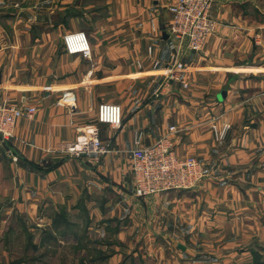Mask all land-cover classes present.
Returning <instances> with one entry per match:
<instances>
[{
	"label": "crops",
	"instance_id": "crops-1",
	"mask_svg": "<svg viewBox=\"0 0 264 264\" xmlns=\"http://www.w3.org/2000/svg\"><path fill=\"white\" fill-rule=\"evenodd\" d=\"M173 1L23 0L7 10L13 0H0L14 33L0 34V97H24L35 110L17 120L13 139H0V237L17 210L65 207L112 240L100 248L105 264H200L205 255L254 264V253L264 255V0H214V30L197 53L166 34ZM77 31L88 58L63 50L62 37ZM175 59L186 66L178 81L166 79ZM101 103L119 105L123 118L118 131L97 125L108 153L64 159ZM212 116L230 125L223 142L212 140ZM138 133L145 147L169 137L207 177L191 189L132 196Z\"/></svg>",
	"mask_w": 264,
	"mask_h": 264
},
{
	"label": "built area",
	"instance_id": "built-area-1",
	"mask_svg": "<svg viewBox=\"0 0 264 264\" xmlns=\"http://www.w3.org/2000/svg\"><path fill=\"white\" fill-rule=\"evenodd\" d=\"M214 0H176L167 7L169 22L166 33L169 38L182 44L188 51L197 53L202 50L207 38L214 30V20L210 16ZM65 50L68 54L90 56V45L82 32L68 34L64 38ZM151 48L147 53L151 54ZM140 68V63H137ZM155 66L157 63L154 64ZM185 64L175 59L167 67L166 79L178 81L183 74ZM187 87V83H184ZM20 100L19 104H8L0 99V138L8 140L14 136L17 120L31 119L34 108L26 106ZM97 122L113 129L122 126L121 107L112 103H101L97 108ZM211 133L214 141L223 142L230 130L226 121L219 117L211 119ZM174 131V127L170 128ZM77 142L69 146L67 151L75 156L84 153H106L107 148L99 139L98 128L86 126L79 130ZM142 134H135L131 151V173L134 182L133 194L136 197H146L176 189H191L200 184L207 174L202 164L193 156L180 157L174 151L173 143L167 136L160 137L150 146L141 143Z\"/></svg>",
	"mask_w": 264,
	"mask_h": 264
},
{
	"label": "rangeland",
	"instance_id": "rangeland-1",
	"mask_svg": "<svg viewBox=\"0 0 264 264\" xmlns=\"http://www.w3.org/2000/svg\"><path fill=\"white\" fill-rule=\"evenodd\" d=\"M21 1H23V0H13V3L10 4L11 7L7 6V10H11V9L13 10V8L16 10V8H20L18 6L15 8L14 4L18 3L19 6H21L22 5ZM102 1L103 0H99V2H102ZM175 1L176 0H174L172 2V4ZM38 4L40 5V3H38ZM172 4H170V5H172ZM6 5H9V3H6L5 6ZM4 10H5V12L7 11L6 9H4ZM14 13H16V12H14ZM210 16H211V12H210ZM11 17H12V15H9V14L0 15V24H1L0 26H1V28H3V30H0V34H2V38H5V39L9 38L10 39L11 35L14 34V33H12V31H9L8 25L6 24L7 21H10ZM211 18H212V16H211ZM169 19H170V17L168 18L167 23L169 22ZM212 20H213V18H212ZM214 24H215V22H214ZM77 32H80V31H77ZM71 33H74V32H71ZM68 34H70V33H68ZM68 34H66L62 37L63 50L65 51L66 54H68V53L65 50L64 38ZM0 38H1V36H0ZM69 55H75V54H69ZM78 55L82 56L81 54H78ZM176 60H178V59H176ZM179 62H181V61H179ZM172 64H173V62H172ZM172 64H170L169 66H171ZM169 66H167V67H169ZM184 70L185 71L183 72V74L186 73V67H184ZM183 74L180 77H182ZM184 83L185 82L182 83L183 88H185ZM187 86H188V84H187ZM0 99H2V97H0ZM20 99L22 101L26 102V99L24 97H22ZM4 101H6L8 104H13V103H9L7 100H4ZM28 107H30V106L27 105V108ZM34 114H35V110H34ZM34 114H33V116H34ZM33 116H32V118H33ZM96 116H97V111H96ZM214 117H217V116H212L210 118V121ZM211 124H212V121H211ZM95 125L97 127V125H104V124H99L97 122V119H96ZM119 129H113V130L118 131ZM210 131H211V127H210ZM98 132H99V130H98ZM211 135H212V133H211ZM13 137L9 138L8 140H3V141H10L11 139H13ZM99 139H100V135H99ZM212 140H213V142L218 143V142L214 141L213 136H212ZM100 141H101V139H100ZM76 142H77V140H75L74 142L69 143L65 146L64 155H63L64 159L69 158V157L77 158V156H75L72 153L67 151L68 147L70 145L73 146ZM107 153H108V150L105 154L99 153V152H92V153H84L81 155H85V156H91L92 155V156L96 157L95 160L96 159L100 160ZM81 155H79V156H81ZM133 190H134V188L130 190L131 195L136 197L133 194ZM136 198H143V197H136ZM1 201H4V199H2ZM26 209L30 212L28 216L26 215L25 212H19L17 210V212H15V213H17L16 218L11 219L12 218L11 217L5 223L3 236L0 237V264H105L106 258L103 259V256L104 255L108 256L109 254L101 251L100 248H103L106 243H107V246L110 245L111 244L110 241H112V240L110 238H108V239H110V241H109L108 239H105L104 237L98 238V236H101V237L103 236L102 228L101 227L98 228V227H95L92 225V229H88L89 227H91V225L89 226V222H88L89 220L88 219L83 220V222H77L76 223V221H79V219L76 220V218L73 216H75V214L83 215L82 212L80 213L78 211V213H77V212H73L71 210L68 211V208L64 207L63 209L57 208L56 210H54L52 208H46L41 214V211H37V213H36V211L32 212L31 208H26ZM61 212L63 214H65V216H64V217H66L65 220L69 221V223L72 224L71 227L74 228V231L79 233L78 236H81V235L83 236L82 240L78 241L77 239H75V236H73L72 233H67V234L63 233L64 231L62 230V228L63 229H68V228H66L65 224H63L64 222L62 220V217H61L62 225L59 226V229L56 228V224L53 223V220H58L60 217L59 214ZM0 213H1V211H0ZM20 214H22L21 217L19 216ZM30 214H32V215H30ZM72 214H74V215H72ZM8 217H9V215H7L6 213L3 214L4 219H6ZM71 221H74V222H71ZM48 232L53 234L55 238L54 239L49 238ZM43 237L44 238L48 237L50 240L43 239ZM258 244H259V246L261 245L264 247V241H259ZM181 247L178 246V248H181ZM183 249H184V247H182V250ZM87 250H88V252H87ZM99 254H103V255H99ZM257 255L258 256H255L253 254L251 256L253 259V262L255 260V257H258L259 262L262 264L261 261H263L262 257L264 255L260 251L257 253ZM90 258H96L95 259L96 261L94 260V262H90V260H88ZM130 258H131V256H130ZM189 258L190 259H192V258L196 259L198 257L197 256L196 257L191 256ZM219 258H220V256L205 255L203 257V259H201L199 261H200V264H202V263H204V264H223V261H221ZM222 258H224L228 263L241 264V259H244L245 257L238 256V255L237 256L227 255L226 257H222ZM20 260H24V262H19ZM127 262H128V264H131V263H129V261H127ZM134 262H135L134 264H138L137 261H134Z\"/></svg>",
	"mask_w": 264,
	"mask_h": 264
},
{
	"label": "trees",
	"instance_id": "trees-1",
	"mask_svg": "<svg viewBox=\"0 0 264 264\" xmlns=\"http://www.w3.org/2000/svg\"><path fill=\"white\" fill-rule=\"evenodd\" d=\"M60 212V211H59ZM60 215V217H59V219L58 220H53V223H55L56 224V228L57 229H59V226H61L62 225V221H61V217H62V220H63V224H65V226H66V228H68V229H63L62 228V230L64 231L63 233L65 234H67V233H72V235L73 236H75V239H77L78 241H80V240H82L83 239V236L81 235V236H78L79 235V233H77L76 231H74V228L73 227H71L72 226V224L71 223H69V221H67V220H65V218L66 217H64L65 216V214H63L62 212L59 214ZM48 237L49 238H52V239H54L55 237H54V235L53 234H51L50 232H48ZM48 237H43V239H46V240H50ZM87 252H88V250H87ZM99 255H103V254H99ZM254 255L255 256H258L256 253H254ZM108 256L107 255H104L103 256V259H105V258H107ZM99 258V257H98ZM97 258V259H98ZM96 258H90V259H88V260H90V262H94V260H95ZM96 261V260H95ZM19 262H24V260H20ZM254 264H261L260 262H259V260H258V257H255V260H254ZM263 264V263H262Z\"/></svg>",
	"mask_w": 264,
	"mask_h": 264
},
{
	"label": "water",
	"instance_id": "water-1",
	"mask_svg": "<svg viewBox=\"0 0 264 264\" xmlns=\"http://www.w3.org/2000/svg\"><path fill=\"white\" fill-rule=\"evenodd\" d=\"M223 96H224V94L222 93V94H220V95H219V97H218V98H219V99H222V98H223Z\"/></svg>",
	"mask_w": 264,
	"mask_h": 264
}]
</instances>
